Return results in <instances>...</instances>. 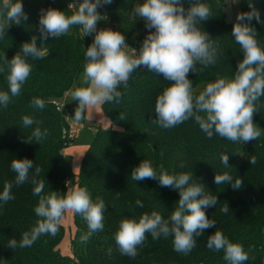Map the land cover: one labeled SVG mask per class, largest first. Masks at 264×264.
I'll list each match as a JSON object with an SVG mask.
<instances>
[{"label":"trees","instance_id":"obj_1","mask_svg":"<svg viewBox=\"0 0 264 264\" xmlns=\"http://www.w3.org/2000/svg\"><path fill=\"white\" fill-rule=\"evenodd\" d=\"M68 0H22L28 19L20 25H12L6 35L0 38V66L5 58L11 60L20 51L21 45L30 42L32 36L39 37L38 21L41 9L55 8L72 15L75 8H68ZM80 3L79 0L76 1ZM144 0H113L111 5L101 9L108 24L114 31L126 37V43L137 51L149 30L145 21L132 10ZM211 6L208 21L201 22V30L209 34L219 45L217 62L189 73L194 94L199 87L217 79H232L237 64L243 60V52L231 35L234 23L227 21L223 11V0H199ZM187 8L188 0H182ZM260 11V23L251 22L256 29V39L264 48V0H251ZM3 1L0 0V5ZM249 0H240V13L248 12ZM199 27V25H198ZM151 31H154L152 29ZM91 35L83 36L79 26L61 37H51L38 47L47 49L42 59L28 58L32 72L22 86L21 94L12 98L7 108L0 105V193L4 183H13V200L0 201V264H230L224 259V252L206 247L207 239L215 231H221L232 243L241 244L249 254L243 264H264V134L255 141L243 144L232 142L214 134L208 138L199 125L190 119L174 128L159 127L153 121L155 102L159 95L170 86L164 80L146 70L134 72L128 81L120 103L102 105L111 126L98 128L82 158L78 174V187H85L93 202L103 199L106 210L104 229L93 233L86 243L80 242L87 233L86 221L72 213L73 235L70 239V253L61 252L59 244L64 235L61 224L58 234L42 235L31 247L10 249L8 241L18 242L26 231H30L39 219L34 209L39 197L33 194L31 183L35 168L41 169L37 179L45 180V193L58 191L66 193L73 180L71 162L63 153L69 140L71 119L75 116L78 101L72 100L71 92L80 88L79 78L83 75L85 52L92 43ZM7 72H0V91H7ZM34 97L45 101L43 109L32 104ZM120 115L123 119H120ZM30 116L39 124L25 127L23 117ZM254 123L264 130V96L258 101V112ZM39 126L47 129L49 135L39 144L34 140L26 143L32 131ZM221 153L229 155L228 167L221 163ZM252 156L257 158L251 165ZM29 159L33 168L29 180L16 185V174L11 170L13 159ZM150 161L159 172L161 166L169 174L193 173V181L201 183L205 192L217 197V205L205 209L208 219L215 221V228L205 230L197 238L196 247L188 255L174 251L173 237L153 240L147 234L145 243L138 247L133 259L120 254L115 234L123 219L139 218L152 211L168 219L177 207L179 193L160 186L157 180L134 181L131 172L142 161ZM225 172L235 179L242 178L241 189L234 190L229 183L217 185L215 175ZM143 203L138 207L136 201ZM228 205L229 212L221 209ZM111 252L109 253V250Z\"/></svg>","mask_w":264,"mask_h":264},{"label":"clouds","instance_id":"obj_2","mask_svg":"<svg viewBox=\"0 0 264 264\" xmlns=\"http://www.w3.org/2000/svg\"><path fill=\"white\" fill-rule=\"evenodd\" d=\"M229 2V0H228ZM227 2V3H228ZM232 3L233 0H231ZM113 0H83L82 3H70L68 8H75L72 15L55 8L41 9L38 21L39 37L32 36L30 42L21 45L11 60L5 58L0 72H7V91H0V105L7 108L12 98L21 94L22 86L28 80L32 65L28 58L42 59L47 49L38 47L37 41L58 38L68 34L74 26H79L82 35L95 33L92 43L87 47L82 81L86 87L76 88L71 92L72 100L78 101L74 119L82 121L92 118V110L105 103H120L128 87V81L134 72L146 70L171 84L155 102L156 123L159 127L174 128L193 119L206 134L212 138L214 134L226 140L242 142L255 141L264 134V130L254 123V115L258 112V101L264 96V48L256 39V29L251 22L260 23V11L249 0L248 12L237 13L231 35L240 45L243 60L237 64L232 79H219L209 83L199 94H194L189 73L197 71V64L204 68L217 62L219 45L213 42L209 34L201 30V22L209 20L211 6L199 0H188L186 8L182 0H144L132 10L133 18L145 21L149 30L141 47L137 51L126 43V37L120 31L111 29L97 30V24L106 20L100 15L99 8L111 5ZM28 19L24 12L22 0H3L0 5V38L5 37L6 30L12 25H20ZM199 25V27H198ZM154 29V31H151ZM32 104L40 109L45 101L34 97ZM120 119L123 116L120 115ZM25 127L39 124L30 116H24ZM49 135L47 129L41 131L37 126L26 143H40ZM221 163L228 167L229 155L221 153ZM251 165H256L257 158L252 156ZM33 161L13 159L11 170L16 174L15 184L21 185L29 180ZM79 169V168H76ZM75 169V170H76ZM41 169L35 168L31 178L34 185L33 194L39 197L34 212L39 218L36 225L23 233L21 240L8 241L10 249L31 247L42 235L55 237L65 218L71 212L79 214L87 223V233L81 235L80 242L86 243L93 233L104 229L106 205L97 197L93 202L91 194L85 187H75L64 194L58 191L45 193V180L37 179ZM131 179L143 181L157 180L162 187L171 188L179 193L177 207L170 217L165 219L157 211L143 214L138 222L135 219H123L115 234V242L121 255L135 258L138 247L145 243L147 234L153 240L161 237H173L174 251L188 255L196 247L197 238L205 230L215 228V221L208 219L205 209L217 205V197L205 192L201 183L193 181V173L169 174L161 166L159 174L150 161H142L132 170ZM233 177L225 172L215 175L217 185L229 183L234 190L241 189L243 179ZM13 183L5 182L0 201L7 203L15 197L12 195ZM138 207L143 203L136 201ZM221 211L229 212L226 204ZM209 250L223 251L224 259L230 264H243L249 254L241 244L232 243L221 231H215L206 242ZM111 249L109 250V253Z\"/></svg>","mask_w":264,"mask_h":264},{"label":"rangeland","instance_id":"obj_3","mask_svg":"<svg viewBox=\"0 0 264 264\" xmlns=\"http://www.w3.org/2000/svg\"><path fill=\"white\" fill-rule=\"evenodd\" d=\"M79 2L82 3L83 0ZM223 2H224L223 11L225 13L226 20L235 23L236 15L237 13H240V0H237V2L236 0H233V2H236V3H232L231 0H229V2L228 0H223ZM98 12L102 16L105 15L104 11L101 8L98 9ZM109 26L110 25L108 24L107 20H102L97 24V30L99 31L102 29H108ZM94 36H95V33L91 35L92 38H94ZM128 51L131 53L133 49L129 48ZM82 77L83 75H81L79 78L80 86L86 87L87 85L83 83ZM217 80L212 81L210 83L216 82ZM208 84L209 83L201 85L199 87V90L203 91L204 88ZM91 114H92L91 119L76 121L73 117L70 121L71 122L70 126L74 132V137L69 140L68 144L65 146L63 150V153L66 156H68L70 159L71 171L73 173V180H72V183L69 185L67 191L75 187H78L77 180H78V174L80 171L82 158L90 142L92 141L96 130L98 128H108L111 126L110 120L106 116L102 106H100L99 108L93 109ZM76 168H79V169H76ZM71 219H72V213L68 212L65 214V218L62 222V225L64 228V235L59 244L60 245L59 248L61 252L65 254H71L69 243H70V239L72 238L73 231H74Z\"/></svg>","mask_w":264,"mask_h":264},{"label":"built area","instance_id":"obj_4","mask_svg":"<svg viewBox=\"0 0 264 264\" xmlns=\"http://www.w3.org/2000/svg\"><path fill=\"white\" fill-rule=\"evenodd\" d=\"M67 2H68V6H69V4H70V3H73L74 1H73V0H68ZM72 9H73V8H72ZM108 29L113 30V28H112L111 26H109ZM113 31H114V30H113ZM73 137H74V132H73L71 126H70V130H69V138H73Z\"/></svg>","mask_w":264,"mask_h":264},{"label":"crops","instance_id":"obj_5","mask_svg":"<svg viewBox=\"0 0 264 264\" xmlns=\"http://www.w3.org/2000/svg\"><path fill=\"white\" fill-rule=\"evenodd\" d=\"M74 2H76V0H73ZM79 1H82V0H79Z\"/></svg>","mask_w":264,"mask_h":264}]
</instances>
